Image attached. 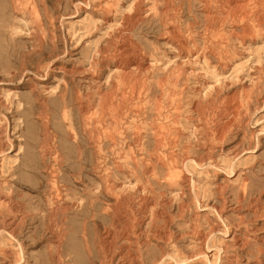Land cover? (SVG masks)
Returning <instances> with one entry per match:
<instances>
[{
	"label": "rangeland",
	"instance_id": "obj_1",
	"mask_svg": "<svg viewBox=\"0 0 264 264\" xmlns=\"http://www.w3.org/2000/svg\"><path fill=\"white\" fill-rule=\"evenodd\" d=\"M0 116V264H264V0H0Z\"/></svg>",
	"mask_w": 264,
	"mask_h": 264
},
{
	"label": "bare ground",
	"instance_id": "obj_2",
	"mask_svg": "<svg viewBox=\"0 0 264 264\" xmlns=\"http://www.w3.org/2000/svg\"><path fill=\"white\" fill-rule=\"evenodd\" d=\"M223 5V4H222ZM219 7V6H218ZM232 7V6H231ZM243 8V7H242ZM229 9V8H228ZM259 13V12H258ZM243 20V19H242ZM122 21V20H121ZM162 21V20H161ZM218 21V20H216ZM124 22V20H123ZM216 23V22H215ZM124 24V23H123ZM245 26V25H244ZM173 30V29H172ZM170 31V30H169ZM175 33V32H174ZM122 34V33H121ZM240 34V33H239ZM118 38V37H117ZM118 40V39H117ZM182 43V41H181ZM184 45V44H183ZM116 47V46H115ZM114 47V48H115ZM105 49V48H104ZM118 49V48H117ZM106 50V49H105ZM115 50V49H114ZM125 54V53H124ZM179 56V55H178ZM181 56V55H180ZM183 58V57H182ZM223 60V59H222ZM133 67V66H132ZM141 68V67H140ZM89 69V68H88ZM96 69V68H95ZM138 69V68H137ZM61 70V69H60ZM87 70V69H86ZM93 80V79H92ZM252 80V79H251ZM96 81V80H95ZM173 93L175 91L173 90ZM64 98V95H61ZM62 98V100H63ZM194 104V103H193ZM196 104V103H195ZM206 104V103H205ZM237 104V103H236ZM208 105V103H207ZM226 105V104H225ZM191 107H195L192 105ZM215 108V107H214ZM195 109V108H194ZM199 111V110H198ZM221 111V110H220ZM229 117L225 121V125H230L233 123V120L239 117L238 113V107L230 108ZM194 112V111H192ZM196 114V113H195ZM193 115V114H192ZM1 117V116H0ZM159 117V115H158ZM4 120V119H3ZM198 120V119H197ZM172 123L167 118L166 122H161L158 126H155L150 131V136L152 137L154 141V145L157 149L161 150V154L156 157V162L160 164L161 170L165 171L163 183L167 187H174L178 185L182 179L185 178L183 175L184 170L188 167V165H191L192 167L195 165H200L202 162L205 161L204 157H201L203 154L199 152V154H190L192 153L191 148L186 147L181 141V136L178 135L177 130L175 127L171 125ZM203 124V123H202ZM151 126V125H150ZM229 126V127H230ZM2 127V125H1ZM5 127H7L5 125ZM223 127V126H222ZM209 128V127H208ZM220 128V127H219ZM7 130V129H6ZM204 130V129H203ZM148 130L144 129L143 132L141 130H138L133 137L136 139L137 142L142 140L145 137V134ZM213 132V131H212ZM207 136V134H206ZM211 136V135H209ZM207 138V137H206ZM212 138H216L214 136ZM193 139V138H192ZM0 139V144L3 143ZM196 141V140H195ZM125 144V143H124ZM196 145V144H195ZM201 147V146H200ZM208 148V147H207ZM117 151V150H116ZM2 152V151H1ZM106 152V151H105ZM206 153H204L205 155ZM124 158V164L127 165V160ZM103 160V159H102ZM134 166L136 168H140V170L147 172L149 168L152 167V165L144 163L142 159H137L134 162ZM196 167V166H195ZM110 176V175H109ZM187 177V176H186ZM162 179V178H161ZM180 185V184H179ZM135 186V185H134ZM179 196V195H178ZM143 199V198H142ZM147 199V198H146ZM152 202V201H151ZM114 203V202H113ZM163 203V202H162ZM1 205V203H0ZM8 205V204H7ZM168 206V205H167ZM109 208V207H108ZM262 208V207H261ZM261 210V209H260ZM251 211V210H250ZM259 212V211H258ZM168 213V212H167ZM134 217V216H133ZM10 218V217H9ZM165 218V217H164ZM7 219V218H6ZM136 219V218H135ZM13 220V219H12ZM4 221V220H3ZM1 222V221H0ZM5 222V221H4ZM121 222V221H120ZM112 223V222H111ZM125 223V222H124ZM19 224V223H18ZM114 224V223H113ZM112 224V225H113ZM6 225V224H5ZM14 225V224H13ZM16 225V224H15ZM8 226V224H7ZM115 226V225H114ZM117 226V224H116ZM15 227V226H14ZM17 227V226H16ZM212 227V226H211ZM241 227V226H239ZM246 227V226H245ZM122 228V227H121ZM127 229V228H126ZM225 229V227H224ZM222 229V230H224ZM1 230V229H0ZM214 230V228H213ZM237 230V229H236ZM128 231V230H127ZM226 232V229L224 230ZM254 231V230H253ZM262 231V230H261ZM133 233V232H132ZM260 233V232H259ZM263 233V232H262ZM136 234V233H135ZM138 234V233H137ZM136 234V235H137ZM151 235V234H150ZM156 236V235H155ZM203 236V235H202ZM254 236V235H253ZM162 238V236H160ZM238 240V239H237ZM137 241V240H136ZM206 239H202L199 243L204 245ZM236 241V240H235ZM234 241V242H235ZM57 243V242H56ZM232 244V243H231ZM237 244V242H236ZM106 246V245H105ZM57 247V246H56ZM126 248V247H125ZM119 250V249H118ZM106 255V254H105ZM205 256V255H204ZM120 257V256H119ZM136 259V258H135ZM99 263V262H98ZM121 263V262H120Z\"/></svg>",
	"mask_w": 264,
	"mask_h": 264
}]
</instances>
